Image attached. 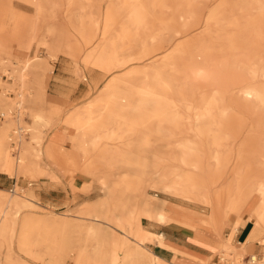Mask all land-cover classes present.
<instances>
[{
	"label": "rangeland",
	"instance_id": "374dc122",
	"mask_svg": "<svg viewBox=\"0 0 264 264\" xmlns=\"http://www.w3.org/2000/svg\"><path fill=\"white\" fill-rule=\"evenodd\" d=\"M0 177V264H264V0H0Z\"/></svg>",
	"mask_w": 264,
	"mask_h": 264
},
{
	"label": "crops",
	"instance_id": "0c3cea01",
	"mask_svg": "<svg viewBox=\"0 0 264 264\" xmlns=\"http://www.w3.org/2000/svg\"><path fill=\"white\" fill-rule=\"evenodd\" d=\"M66 93V85L61 82L52 83L49 88V94L51 96L50 100L55 106H60L61 103H63V99L66 98L63 94ZM63 97V98H62ZM53 148L49 147V152H51ZM4 184V181L0 177V186ZM48 191L46 192H38L39 196L41 198H47ZM246 207L243 206H234L231 210L235 211L237 221L241 220V214L246 210ZM143 211L147 214L151 212V209L148 207H145ZM247 212V210H246ZM247 216L245 220L247 219L243 225H241L237 231L236 234V243L237 242H244L246 238L248 237L250 233V222L254 224V227H257V223L254 221V217L256 216V212H251L250 210L247 212ZM250 221V222H249ZM182 222H185L183 219L177 220V224L181 225ZM186 223V222H185ZM189 227H193V224L186 223ZM164 228H161L155 233H158L163 236V240L161 241V245H166L168 242L176 249V252L173 253L170 250L163 249L158 247V251L155 253L159 256V262L157 264H200L196 263L192 258L187 257L185 255H182L180 252L178 253L177 250H180L181 252L183 250H186L188 252L198 254V255H204L203 247L200 244L199 241H195L194 237L201 241H207L206 235L204 233H198L194 234V237L191 235H188L183 229L178 228L177 226L170 225L168 227L167 225H163ZM252 232V231H251ZM251 234V233H250ZM216 245V241H215ZM246 250L248 251H256L254 248H252V243H246L245 245Z\"/></svg>",
	"mask_w": 264,
	"mask_h": 264
},
{
	"label": "bare ground",
	"instance_id": "6f19581e",
	"mask_svg": "<svg viewBox=\"0 0 264 264\" xmlns=\"http://www.w3.org/2000/svg\"><path fill=\"white\" fill-rule=\"evenodd\" d=\"M258 25V24H257ZM28 35V34H27ZM33 36V35H32ZM208 36V35H207ZM28 37H29V35H28ZM202 37V36H201ZM26 39H28V38H26ZM26 41V40H25ZM202 74V73H201ZM3 75H5V74H3ZM15 81H16V83L19 85V87H20V91H21V93H18V96L19 97H21V96H23L24 95V93H22V91H23V80H22V78H21V72H20V75L15 79ZM3 116V115H2ZM217 211L218 210H216V211H214L213 213H214V215H216V214H219V213H217ZM183 220H185V222L186 223H189V224H193V222H191V219H189L187 216H185V217H183L182 218ZM254 219V221H255V223H257L259 226H261V227H263L264 228V205H258L257 206V213H256V216L253 218ZM193 226H194V224H193ZM194 227H196V226H194ZM135 238L139 241V244H140V242L141 241H143V239L140 237V236H138V235H135ZM237 244H239V245H241L243 248H245V241L244 242H237ZM223 250V249H222ZM222 252H224V253H222V257H220V260L221 261H227V260H232L233 258H235V259H238V258H240V260L243 258V256L244 255H239V254H237V253H233L232 252V254H231V251H229V252H225V251H222ZM251 255H253V256H255L254 254H251ZM230 257V258H229ZM256 259H257V257H256ZM259 262V261H258ZM260 262H264V260L263 261H260Z\"/></svg>",
	"mask_w": 264,
	"mask_h": 264
},
{
	"label": "built area",
	"instance_id": "2783aa9c",
	"mask_svg": "<svg viewBox=\"0 0 264 264\" xmlns=\"http://www.w3.org/2000/svg\"><path fill=\"white\" fill-rule=\"evenodd\" d=\"M245 264H257L256 256L247 255V257L242 259Z\"/></svg>",
	"mask_w": 264,
	"mask_h": 264
}]
</instances>
